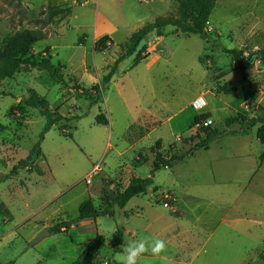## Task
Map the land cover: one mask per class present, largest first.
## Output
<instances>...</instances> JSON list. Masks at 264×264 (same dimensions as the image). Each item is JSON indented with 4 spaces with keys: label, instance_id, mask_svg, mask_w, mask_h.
I'll use <instances>...</instances> for the list:
<instances>
[{
    "label": "rangeland",
    "instance_id": "1",
    "mask_svg": "<svg viewBox=\"0 0 264 264\" xmlns=\"http://www.w3.org/2000/svg\"><path fill=\"white\" fill-rule=\"evenodd\" d=\"M64 8L70 9L68 16L49 18L52 11ZM157 17H177L175 0H0V48L17 31L44 32L46 39L35 50L49 47L53 63L62 66L65 81L64 85L54 84L44 72L20 68L12 79L0 84V264H73L96 235L105 241L94 264H123L122 253H112L118 226L125 229L123 247L144 237L149 238L148 243L151 238L165 241L164 253L155 256L149 249L138 258V264H173L163 258L180 256L182 241L187 238L169 239L171 229L166 227L171 222L161 219L143 236L129 237L151 217L176 214L173 206H162L165 192L161 189H174L186 203V217L200 228L201 236L192 239L196 249L187 251L193 255L201 249L195 264H264L260 260L264 163L244 189L245 169L233 157L238 143L249 146V162L253 156L257 162L264 149L256 137L261 124L244 115L242 125L250 130L248 136L241 140L232 138V133L216 136L208 150L198 149L192 158L155 172L147 193L132 198L123 210L113 208V218L80 221L67 234H49L29 247L45 229L76 218L83 201L90 199L96 209L103 210L132 177L147 178L154 160L152 151L165 158L169 153L190 152L204 139L199 130L190 128L197 115L209 112L210 131L224 132L229 128L224 119L232 110L246 111L243 104L254 95L253 88L243 82L231 56L223 50L244 51L243 57H247L264 47V0H215L207 22L208 42L166 27L163 43L173 54L156 62L151 55L132 67L126 56L128 36ZM104 36L111 39L110 44L94 52V43ZM153 36L146 40V58L152 52ZM122 56L125 59L110 82L99 87L107 66ZM246 74L259 77L252 69ZM217 78L232 83L237 92L213 97ZM29 89L70 121L64 132L58 130L65 124L61 122L44 135L42 156L35 163L42 175L29 167L7 179L12 167L38 142L45 124L37 110L17 108ZM199 99L204 107L196 109L193 103L199 104ZM244 106L250 108L248 103ZM99 113L105 115L108 125L95 124ZM157 141L158 151L154 150ZM139 156L145 160L141 164L136 162ZM96 164L100 172L86 183Z\"/></svg>",
    "mask_w": 264,
    "mask_h": 264
},
{
    "label": "trees",
    "instance_id": "2",
    "mask_svg": "<svg viewBox=\"0 0 264 264\" xmlns=\"http://www.w3.org/2000/svg\"><path fill=\"white\" fill-rule=\"evenodd\" d=\"M177 5V17H157L153 22L146 23L137 31L133 32L129 37V46L126 56H129L135 49L136 45L141 39L147 40L150 34H153L156 38H162L165 36L164 29L166 27H173L179 34L182 35H197L201 40L208 42L207 22L211 12L215 6V0H175ZM70 14L69 8L56 9L49 14V18L56 16H68ZM46 39V35L42 31L34 30H21L17 31L8 38H6L3 46L0 48V84L4 80L12 79L13 76L19 71L20 68H26L30 70H36L38 72H44L49 80L54 84L64 85V78L61 73L62 66L53 63V57L50 54L49 47L44 50L36 51L35 45L40 41ZM79 44L83 43L80 39ZM111 39L104 36L98 39L93 46L94 52H100L105 50L110 44ZM146 52L145 46L140 50L137 56L132 60L131 66L136 67L142 60L146 58L144 55ZM224 53L231 56L234 64V70L239 71L244 83L249 84V79L246 74V69L250 66V57H258L257 60L264 63V47L254 54H248L247 57H243L244 51L235 50H223ZM125 59L124 56L117 58L111 66H107V73L102 77L99 87L108 84L117 70V66ZM95 91L99 92L97 87ZM215 91L217 94L232 95L237 92L236 86L230 82H219L217 78ZM2 93L0 92V95ZM253 99L248 102L249 106L253 105L256 92H253ZM19 111L22 107L32 108L38 111V113L44 118L45 124L41 134L39 135L38 142L29 150V155L20 160L16 165L12 167L9 173V177L15 175L17 171L34 167L38 175H42V171L36 166V160L42 156L40 144L44 138V135L55 125L65 122V124L58 127L60 132H64V128L68 126L70 120H65L64 117L55 109H52L47 101L40 97L33 89L28 90V96L26 99L19 101L17 105ZM245 117L238 115L235 119L228 120L226 122L227 127H231L234 123H238L240 131H243L242 121ZM209 119L206 114L197 115L190 128L196 127L202 124L205 120ZM95 124L107 125V119L101 113L95 116ZM253 123L261 124L256 130V137L260 143L264 145V108H259V113ZM226 127V128H227ZM211 126L206 128L196 129L201 132L204 139L199 141L194 148L189 152L181 154H170L165 158L160 152L152 151L154 160L149 176L145 179L132 177L126 187L117 192L112 200L104 207L103 210L96 209L90 199L83 201L78 207V216L72 220L62 221L50 227L48 229L50 235L53 234H67L68 230L74 224L83 220H94L99 216H109L113 218V208L123 210L127 203L135 197L144 195L152 185L153 175L161 168L171 167L172 164L183 162L185 159L191 156V152L196 149L207 150L209 142L218 135H222L223 132L217 130L210 131ZM66 137L71 139L70 134L63 133ZM160 141H157L154 145V150H160ZM171 146L168 147L170 149ZM264 152L260 156L262 160ZM145 160L142 157L136 159L137 164H141ZM126 216V214H124ZM124 229L118 226L113 233L112 253H122ZM104 237L96 235L92 239L86 242L82 252L78 255L73 264H94V260L98 257L99 251L104 244ZM260 260L264 262V249L260 254ZM40 264V263H38Z\"/></svg>",
    "mask_w": 264,
    "mask_h": 264
},
{
    "label": "crops",
    "instance_id": "3",
    "mask_svg": "<svg viewBox=\"0 0 264 264\" xmlns=\"http://www.w3.org/2000/svg\"><path fill=\"white\" fill-rule=\"evenodd\" d=\"M143 25L144 24H142V26ZM132 33L133 32H131V34ZM130 35L128 36V38L130 37ZM164 37L165 36H163L162 38H156L155 36H153V38L150 40L151 45H152V52L143 61L149 60L151 55H153V58L155 59V62H156V61L160 60L165 55L173 54V51L170 50V47H168L166 44L163 43ZM149 66H150V64H149ZM248 69H252L259 76L258 79L248 78L250 81L248 84L249 87L253 88V91L256 92V95L254 97V103H253V105L250 106V108H248L247 106H244L246 103H248L249 101H251L253 99V96H251L250 99L246 100V102L243 104V109L246 111L243 113H239V112L235 113L232 110V115L228 116L227 118L224 119V124L228 120L235 119L239 114L246 116V118L250 122L253 123L255 121L258 113H259V108L260 107L264 108V105H263V103H264V63L260 62L256 58L255 63L250 65L247 68V70ZM247 70H246V73H247ZM221 82H224V81H221ZM213 94H215V95H213V97H215V98H218L219 96L222 95V94H217L216 92H214ZM226 107L229 109V106H226ZM202 114H206L211 118L209 112H203ZM107 122H108V120H107ZM102 126H106V125H102ZM249 131L250 130L247 131V130L243 129V131H240V132H233L231 136H232V138H236V139L241 140L240 138L248 136V134L250 133ZM228 134H231V133H228ZM220 136H222V135H220ZM258 141H259V139H258ZM248 147L249 146L247 144L238 143V146L236 148V153L233 156L234 158L236 157V159L240 160V162L238 163L239 168L245 169L242 172V174L245 176V178L243 180V183L241 184V187L244 189H246V187H249V185L252 181V178L255 176V174L258 172V170L261 168L262 164L264 163V157L262 158V160H260V156L264 152V149H263L262 153L260 154L257 162H255L254 156L252 157V162L246 161V158L250 157V151L248 150ZM263 147H264V145H263ZM196 150H198V149H196ZM196 150H193L191 152V156L188 157L187 159L192 158L193 154ZM207 150H208V148H207ZM179 163H182V162H179ZM175 164H178V163H175ZM175 164H172V166ZM171 167H165V168L169 169ZM153 178H154V176H153ZM153 178H152V181H153ZM211 185L217 186L214 182ZM214 186H212V187H214ZM123 189H119V192H121ZM161 192H165V193L169 194L170 201L172 202V206H173L172 211H175L176 214L168 213L164 217H151L152 220L147 225L143 226V228H141V229H136L135 236H134V232H133V233H129V237L133 239L136 237V235H137V238L140 237V235L143 236L147 232V229L149 227H151L153 224L157 223L161 219H163L162 221L171 222L172 224L167 225V227H166L167 229H171V231L168 232L170 234L167 233L169 239H177V238H183V239L187 238L188 239V238H190V240L187 241V239H186V240L182 241V243L184 245L181 246V248H180V253H181L180 256H178L176 258L175 257L174 258L164 257L163 260L165 262L173 263V264H195L201 249H197L193 255H191L189 252L187 253V251L196 249L194 247V245L192 244L193 243L192 239L196 236H201L200 228L198 227V224L195 223L192 218L186 217V210H185V207H186L185 204L186 203L184 204V200L182 198L178 197V194L176 192H174V189L173 190L170 189V190H166V191L161 189ZM182 193H186V192L182 191ZM183 197L185 199L187 196L184 195ZM136 215H138V213ZM177 224L179 225L178 228H176ZM161 232H163V231H161ZM161 232H157V233H161ZM124 235H125V229H124ZM124 237L125 236H123V243H124ZM123 243L121 246L122 251H123Z\"/></svg>",
    "mask_w": 264,
    "mask_h": 264
},
{
    "label": "clouds",
    "instance_id": "4",
    "mask_svg": "<svg viewBox=\"0 0 264 264\" xmlns=\"http://www.w3.org/2000/svg\"><path fill=\"white\" fill-rule=\"evenodd\" d=\"M148 240V237H144L139 241L130 242L124 246L122 252L123 264H138V258L149 249L155 256H160L166 251L164 240L151 238V243H148Z\"/></svg>",
    "mask_w": 264,
    "mask_h": 264
},
{
    "label": "water",
    "instance_id": "5",
    "mask_svg": "<svg viewBox=\"0 0 264 264\" xmlns=\"http://www.w3.org/2000/svg\"><path fill=\"white\" fill-rule=\"evenodd\" d=\"M145 44H146V40L145 39H141L139 41V43L136 45L134 51L128 56V60L132 61L137 56V54L140 52V50L145 46ZM251 59H252V56L250 57V63L252 62ZM240 130L241 129L239 127V124L238 123H234L231 127H229L227 130H225L222 135H226L228 133H233V132H240ZM218 136H220V135H218ZM49 234L50 233H49L48 229H45L44 231H42L40 234H38L31 241V243L29 244V247H32V246L36 245L45 236H48Z\"/></svg>",
    "mask_w": 264,
    "mask_h": 264
},
{
    "label": "built area",
    "instance_id": "6",
    "mask_svg": "<svg viewBox=\"0 0 264 264\" xmlns=\"http://www.w3.org/2000/svg\"><path fill=\"white\" fill-rule=\"evenodd\" d=\"M200 103L199 104H194L193 103V106L196 108V109H201L204 107V102L199 99ZM209 126H212V121L210 119H207L205 120L202 124L200 125H197L195 128L196 129H200V128H206V127H209ZM100 172V167L98 164L94 165L90 171V173L87 175V178H86V183H90L91 181V178L96 176L98 173ZM162 206L164 208H171V201H170V197L168 195V193H165L163 195V201H162Z\"/></svg>",
    "mask_w": 264,
    "mask_h": 264
}]
</instances>
